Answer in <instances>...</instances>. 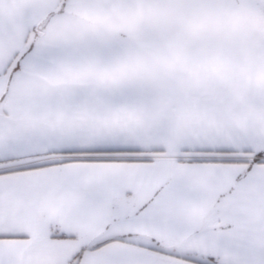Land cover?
Masks as SVG:
<instances>
[{
	"label": "snow or ice",
	"instance_id": "snow-or-ice-1",
	"mask_svg": "<svg viewBox=\"0 0 264 264\" xmlns=\"http://www.w3.org/2000/svg\"><path fill=\"white\" fill-rule=\"evenodd\" d=\"M0 264H264V0H0Z\"/></svg>",
	"mask_w": 264,
	"mask_h": 264
}]
</instances>
